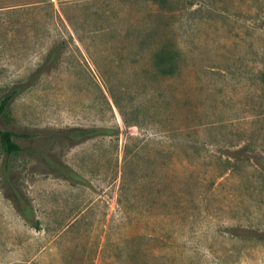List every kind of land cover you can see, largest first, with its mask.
<instances>
[{"label":"rangeland","instance_id":"rangeland-1","mask_svg":"<svg viewBox=\"0 0 264 264\" xmlns=\"http://www.w3.org/2000/svg\"><path fill=\"white\" fill-rule=\"evenodd\" d=\"M12 88L97 134L0 149V264H264V0H0Z\"/></svg>","mask_w":264,"mask_h":264},{"label":"trees","instance_id":"trees-1","mask_svg":"<svg viewBox=\"0 0 264 264\" xmlns=\"http://www.w3.org/2000/svg\"><path fill=\"white\" fill-rule=\"evenodd\" d=\"M154 4L158 3V0H151ZM55 53L51 51L50 58L54 57ZM40 71H37L38 74ZM20 91V88H12L6 93L0 91V119L7 118V108L13 97ZM97 134L96 129H82V128H69L60 130L54 133H48L44 131L39 132H27V133H16L11 130H0V149L3 154L7 157L15 153L23 152L24 148L21 147L15 139L34 140L35 138H48V137H60L70 143H79L87 140ZM41 157L47 165L57 170L58 172L64 173L66 168L49 158L47 155L40 153Z\"/></svg>","mask_w":264,"mask_h":264}]
</instances>
